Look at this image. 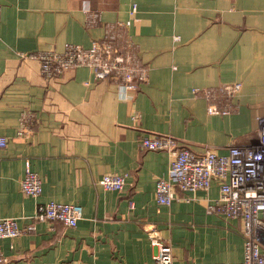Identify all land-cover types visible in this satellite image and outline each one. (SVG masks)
I'll list each match as a JSON object with an SVG mask.
<instances>
[{
  "label": "crops",
  "instance_id": "1",
  "mask_svg": "<svg viewBox=\"0 0 264 264\" xmlns=\"http://www.w3.org/2000/svg\"><path fill=\"white\" fill-rule=\"evenodd\" d=\"M85 10L98 14L97 25L85 26ZM127 21L148 68L130 100L86 67L46 81L26 56L89 48L105 24ZM233 82L242 89L224 116L209 115L192 93ZM262 117L264 0H0V219L35 227L0 240L4 264H154L151 230L171 245L173 264L240 262L241 221L206 212L219 184L175 189L170 206L158 204L169 154L143 151L139 139L170 135L194 152L224 155L257 142ZM27 161L42 183L36 198L20 188ZM105 174H127L123 190H103ZM48 202L78 204L82 218L73 228L38 221Z\"/></svg>",
  "mask_w": 264,
  "mask_h": 264
},
{
  "label": "built area",
  "instance_id": "2",
  "mask_svg": "<svg viewBox=\"0 0 264 264\" xmlns=\"http://www.w3.org/2000/svg\"><path fill=\"white\" fill-rule=\"evenodd\" d=\"M136 6L131 7L134 14ZM87 28L98 24L99 16L85 10ZM130 22H115L104 25V34L92 42L89 48L67 44L62 52L40 51L26 56L39 63V73L46 81L59 79L76 68L92 70L95 81H110L115 84L122 99L130 100L148 79V68L141 61L134 42L128 35ZM25 57V56H24ZM242 89L240 82L223 84L212 88H195L193 95L206 102L209 115H227L233 112V100ZM26 114L22 115L25 128ZM257 142L248 145H229L227 153L219 155L211 150L197 153L180 140L170 135H144L139 139L143 151H164L169 154L167 177L156 180L155 198L160 205L170 206L179 191H207L213 183L220 186L217 199L206 206L208 214L242 223L243 258L235 264H264V117L259 118ZM7 145L0 136V148ZM127 174H105L97 184L106 191H122ZM25 196L39 197L42 183L27 161L25 174L20 184ZM133 205L131 204V207ZM34 218L38 221L59 222L73 228L82 218L78 204L48 202L39 205ZM33 224L20 227L14 218L0 219V240L17 238L34 231ZM148 231L149 239L157 246L154 264H173L171 245L167 240ZM0 250V264L5 263ZM216 264H227L220 262Z\"/></svg>",
  "mask_w": 264,
  "mask_h": 264
}]
</instances>
